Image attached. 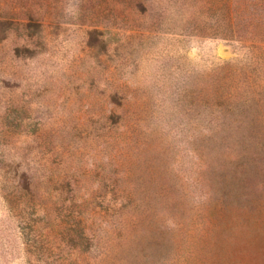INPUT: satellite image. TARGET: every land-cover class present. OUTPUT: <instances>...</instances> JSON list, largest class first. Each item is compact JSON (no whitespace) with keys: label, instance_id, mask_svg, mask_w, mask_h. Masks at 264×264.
Listing matches in <instances>:
<instances>
[{"label":"rangeland","instance_id":"rangeland-1","mask_svg":"<svg viewBox=\"0 0 264 264\" xmlns=\"http://www.w3.org/2000/svg\"><path fill=\"white\" fill-rule=\"evenodd\" d=\"M225 1L0 0V264H264V44Z\"/></svg>","mask_w":264,"mask_h":264},{"label":"trees","instance_id":"trees-1","mask_svg":"<svg viewBox=\"0 0 264 264\" xmlns=\"http://www.w3.org/2000/svg\"><path fill=\"white\" fill-rule=\"evenodd\" d=\"M224 16V36L237 41L264 44V0H226ZM21 181L20 191H30L31 177L22 174Z\"/></svg>","mask_w":264,"mask_h":264}]
</instances>
